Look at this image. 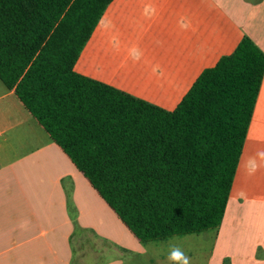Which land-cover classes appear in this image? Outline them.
<instances>
[{
  "label": "trees",
  "instance_id": "trees-1",
  "mask_svg": "<svg viewBox=\"0 0 264 264\" xmlns=\"http://www.w3.org/2000/svg\"><path fill=\"white\" fill-rule=\"evenodd\" d=\"M112 0H0V81L140 242L216 230L264 73L244 36L165 111L74 70Z\"/></svg>",
  "mask_w": 264,
  "mask_h": 264
},
{
  "label": "crops",
  "instance_id": "crops-1",
  "mask_svg": "<svg viewBox=\"0 0 264 264\" xmlns=\"http://www.w3.org/2000/svg\"><path fill=\"white\" fill-rule=\"evenodd\" d=\"M244 36L264 52V0H112L73 70L172 111ZM171 239L140 243L0 81V264H152ZM211 257L264 264V73Z\"/></svg>",
  "mask_w": 264,
  "mask_h": 264
},
{
  "label": "rangeland",
  "instance_id": "rangeland-1",
  "mask_svg": "<svg viewBox=\"0 0 264 264\" xmlns=\"http://www.w3.org/2000/svg\"><path fill=\"white\" fill-rule=\"evenodd\" d=\"M214 235L215 230H209L200 233V235L191 234L183 237L175 236L172 237L168 243H157L160 244L158 245L159 249L165 252H162V255L166 256L165 258L163 257L164 260H155L152 264H210L214 245ZM76 243L77 242L74 241L73 247L77 254L78 246ZM98 247L99 249L103 248L102 245ZM76 259L78 260V257H75V260ZM135 260L140 261L141 258L139 257ZM228 262V259L223 260V264H228ZM145 264H148V262H145Z\"/></svg>",
  "mask_w": 264,
  "mask_h": 264
}]
</instances>
